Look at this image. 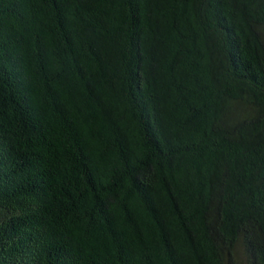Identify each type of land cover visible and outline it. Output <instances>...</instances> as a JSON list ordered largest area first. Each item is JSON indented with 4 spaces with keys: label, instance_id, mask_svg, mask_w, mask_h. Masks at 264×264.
Masks as SVG:
<instances>
[{
    "label": "trees",
    "instance_id": "1",
    "mask_svg": "<svg viewBox=\"0 0 264 264\" xmlns=\"http://www.w3.org/2000/svg\"><path fill=\"white\" fill-rule=\"evenodd\" d=\"M0 264H264V0H0Z\"/></svg>",
    "mask_w": 264,
    "mask_h": 264
}]
</instances>
